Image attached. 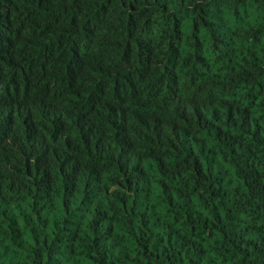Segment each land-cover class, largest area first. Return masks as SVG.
Returning <instances> with one entry per match:
<instances>
[{
	"label": "trees",
	"instance_id": "1",
	"mask_svg": "<svg viewBox=\"0 0 264 264\" xmlns=\"http://www.w3.org/2000/svg\"><path fill=\"white\" fill-rule=\"evenodd\" d=\"M0 264H264V0H0Z\"/></svg>",
	"mask_w": 264,
	"mask_h": 264
},
{
	"label": "bare ground",
	"instance_id": "2",
	"mask_svg": "<svg viewBox=\"0 0 264 264\" xmlns=\"http://www.w3.org/2000/svg\"><path fill=\"white\" fill-rule=\"evenodd\" d=\"M21 111H22V109H21ZM25 111H26V110H25ZM25 111H24V112H25ZM24 112H23L22 114H24ZM19 114H20V113H19ZM20 116H22V115H20ZM23 116H24V115H23ZM18 120H19V119H18ZM16 121H17V120H16Z\"/></svg>",
	"mask_w": 264,
	"mask_h": 264
}]
</instances>
